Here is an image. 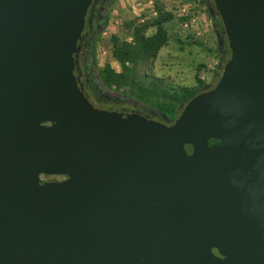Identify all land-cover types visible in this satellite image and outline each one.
<instances>
[{
	"label": "water",
	"instance_id": "obj_1",
	"mask_svg": "<svg viewBox=\"0 0 264 264\" xmlns=\"http://www.w3.org/2000/svg\"><path fill=\"white\" fill-rule=\"evenodd\" d=\"M93 1L0 0V264H264V0L208 5L231 54L171 125L85 98Z\"/></svg>",
	"mask_w": 264,
	"mask_h": 264
},
{
	"label": "rangeland",
	"instance_id": "obj_2",
	"mask_svg": "<svg viewBox=\"0 0 264 264\" xmlns=\"http://www.w3.org/2000/svg\"><path fill=\"white\" fill-rule=\"evenodd\" d=\"M180 1L114 0L109 9L108 26L103 31L96 49L97 84L104 94L118 97L128 95V89L119 92L105 89L98 79V73L108 64L116 70H120V65L111 58L112 36H120L121 39L131 41L128 23L135 22L137 26H145L159 17V9L174 17L166 24L170 40L160 50L152 64L142 65L138 68L140 73L147 76L149 80L156 81L160 88L171 94H181L187 90L199 91L200 94L206 86L217 82L222 70L219 71L217 55L219 46L216 32L211 27L210 32L200 35L197 25L185 30L182 24L187 21V18L180 13L183 5ZM149 2H152L153 5H150ZM201 8H205L202 12L210 20L206 3L201 5ZM154 33L155 29L151 28L147 35L151 36ZM201 86L203 87L201 88ZM161 115L169 117L164 112H161Z\"/></svg>",
	"mask_w": 264,
	"mask_h": 264
},
{
	"label": "trees",
	"instance_id": "obj_3",
	"mask_svg": "<svg viewBox=\"0 0 264 264\" xmlns=\"http://www.w3.org/2000/svg\"><path fill=\"white\" fill-rule=\"evenodd\" d=\"M200 4L204 5L205 0H200ZM159 10V17L145 26H137L135 22L128 23L131 41L121 39L120 36H112L111 58L120 65V70L108 64L98 73V79L105 89L118 92L128 89L127 97L158 110L160 114L164 112L170 117L177 118L179 107L187 104L199 94V91L187 90L181 94H171L138 70L142 65L152 64L160 50L170 40L166 24L174 17L162 9ZM151 28L155 29V33L148 36L147 32ZM218 49L219 47L217 55ZM214 143L216 141L210 144Z\"/></svg>",
	"mask_w": 264,
	"mask_h": 264
},
{
	"label": "flooded vegetation",
	"instance_id": "obj_4",
	"mask_svg": "<svg viewBox=\"0 0 264 264\" xmlns=\"http://www.w3.org/2000/svg\"><path fill=\"white\" fill-rule=\"evenodd\" d=\"M114 0H94L87 13V20L82 38L78 43L75 55V72L76 81L83 91L85 98L95 107L108 112L134 113L144 116L150 120L171 125L177 118L170 117L166 121L161 117L158 110L147 106L137 100L127 96H110L104 94L97 84L96 77V49L99 39L102 37L103 31L108 26L109 9ZM206 8L210 5L214 7L212 0H205ZM208 10V9H207ZM209 13V12H208ZM213 27L219 33L220 39L224 41L223 47L218 49L219 71L221 64L225 63L230 57L228 40L224 31L223 22L216 13L213 20ZM217 78V82H218ZM206 86L201 93L212 89L216 84ZM43 181L62 182L66 177H48L42 176Z\"/></svg>",
	"mask_w": 264,
	"mask_h": 264
},
{
	"label": "crops",
	"instance_id": "obj_5",
	"mask_svg": "<svg viewBox=\"0 0 264 264\" xmlns=\"http://www.w3.org/2000/svg\"><path fill=\"white\" fill-rule=\"evenodd\" d=\"M180 3L183 4L182 6L189 7V10L192 9L195 15L197 14V18L199 20L197 27L200 35L210 32L211 27L214 29L212 26V18L210 17V20H208L207 17H205L204 12H202L205 8H201L200 0H181Z\"/></svg>",
	"mask_w": 264,
	"mask_h": 264
},
{
	"label": "built area",
	"instance_id": "obj_6",
	"mask_svg": "<svg viewBox=\"0 0 264 264\" xmlns=\"http://www.w3.org/2000/svg\"><path fill=\"white\" fill-rule=\"evenodd\" d=\"M149 4L153 5L152 2H149ZM180 13L181 15H183V17L187 18V21L182 24V27L185 30H189L190 27L192 28V26L198 24L199 20L197 16L194 14V11L192 9L189 10V7L182 6V8L180 9ZM154 15H156V13H154Z\"/></svg>",
	"mask_w": 264,
	"mask_h": 264
}]
</instances>
